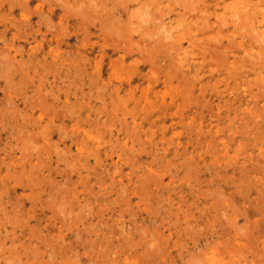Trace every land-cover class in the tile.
I'll return each instance as SVG.
<instances>
[{"label":"rangeland","instance_id":"obj_1","mask_svg":"<svg viewBox=\"0 0 264 264\" xmlns=\"http://www.w3.org/2000/svg\"><path fill=\"white\" fill-rule=\"evenodd\" d=\"M3 1L0 37L6 41L0 39V264H210L208 257L213 253L227 261L234 258V264H264V259L259 263L264 258V20L259 8H252L258 0H192L198 3L190 2L194 10H189V0L188 4L186 0H136L132 6L125 1L129 6L124 7L123 17L117 11L119 6L114 5L117 19L106 12L104 3L112 7L111 1L35 0L29 11L32 22L22 26V36L15 43L12 39L16 26L21 24V9L12 12L9 0ZM216 7L220 16L214 13ZM238 10L243 12L241 19ZM201 16H207L209 24L204 21L209 29L205 30L202 19L199 27L190 25L193 18ZM149 17L153 18L150 22ZM113 25L133 36L132 56L113 50L120 39L113 33ZM179 34H184L182 39H177ZM148 44L155 50L159 45L162 50L175 49L170 53L166 48H159L161 53L149 52ZM102 47L110 51L105 57L100 55ZM8 49L14 54L18 51V69L14 72L11 68V74L5 72L4 61L11 57ZM153 52L154 58L146 61L144 56ZM154 59L156 62L151 63ZM171 63L173 68L169 67ZM33 68L40 71L39 76ZM5 73L11 76L5 77ZM7 80L10 84L4 83ZM9 96L11 100L7 101ZM35 129L42 130L39 133ZM246 178L251 179L250 184ZM36 180L40 181L37 186ZM247 186L251 190L247 191ZM8 216L13 219L7 220ZM187 223L193 226L186 227ZM248 234L250 237H246ZM219 251L225 254L220 256Z\"/></svg>","mask_w":264,"mask_h":264},{"label":"bare ground","instance_id":"obj_2","mask_svg":"<svg viewBox=\"0 0 264 264\" xmlns=\"http://www.w3.org/2000/svg\"><path fill=\"white\" fill-rule=\"evenodd\" d=\"M2 1H3V0H2ZM34 1H35V0H9V8H10V11L14 12V11L17 10V9H21V12H20V13H21V17H22V18H21V21L19 20V21L21 22V24H19V25L16 26V27H17V28H16L17 31L14 32V35H13V39H12V40H13V43H15V42L17 41V39H19V38L22 36V34L20 35V33H21L20 31H22V26H23V25L26 26L25 23H27V22H32V15H31L32 13L29 12V11L32 9L31 4H32V2H34ZM63 1H64V0H61V1L58 2V3H63ZM99 1L101 2V0H99ZM103 1H104V2H105V1H106V2H107V1H111L112 3H114V4L112 5V7H111V6L108 7V6H109V5H108V2H107V3H104V4H107V6H106V12L108 13V15L110 16V14H113V15H112V18H116V17H115V13H116L117 11H118L119 13H121V15H122L123 13L126 12V10H124V9H125L124 7H128V6H129V2H131V6H132L133 3H134L136 0H102V3H103ZM125 1H129V2H125ZM142 1H143V0H142ZM194 1H195V0H193V2H194ZM196 1H197V0H196ZM229 1H230V0H229ZM236 1H237V0H236ZM250 1H251V0H250ZM92 2H93V0H92ZM111 2H110V3H111ZM173 2H174V0H173ZM180 2H181V1H180ZM190 2H192V0H191V1L189 0V1H188V3L192 5L193 2H192V3H190ZM197 2H198V1H197ZM202 2H204V0H202ZM64 3H65V1H64ZM89 3H90V2H89ZM94 3H96V2H94ZM98 3H99V2H98ZM98 3H97V4H98ZM110 3H109V4H110ZM188 3H187V0H186V4H188ZM204 3H205V2H204ZM238 3H239V1H238ZM240 3H241V2H240ZM253 3H254V2H253ZM0 4H1V3H0ZM4 4L6 5L5 1L2 2V5H4ZM86 4H87V3H86ZM145 4H146V3H145ZM193 4H194V5H196V4L198 5V3H193ZM199 4H200V3H199ZM207 4H208V3H207ZM207 4H206V5H207ZM217 4H218V2H217ZM81 5H82V4H81ZM114 5H116V7H117V5H118L119 8H120V7H123V8H122L123 10H122L121 8H120V9L118 8L117 11H116L115 8H114V7H115ZM178 5H179V4H178ZM191 5L188 6V7L190 8L189 10H194V9L191 8V7L194 8V6H193V5L191 6ZM232 5H233V3H232ZM234 5H235V4H234ZM252 5H253V4L250 5V2H249V6L251 7ZM48 6H49V5H48ZM61 6H62V5H61ZM63 6H64V4H63ZM65 6H66V4H65ZM65 6H64V8H65ZM70 6H71V5H69V7H70ZM83 6H84V5H83ZM83 6H82V7H83ZM98 6H100V5H98ZM102 6H103V5H102ZM151 6H152V5H151ZM224 6H225V5H224ZM263 6H264V0H258V1L256 2V5L253 6L252 8H254V10H255V8H259V12L263 13V20H264V8H263ZM69 7H68V8H69ZM71 7H72V6H71ZM71 7H70V8H71ZM82 7H79V8L82 9ZM144 7H145V6H144ZM159 7H160V6H159ZM196 7H197V6H196ZM201 7H202V6H201ZM229 7H230V6H229ZM247 7H248V6H246V8H247ZM0 8H2V7H0ZM162 8H163V7H162ZM224 8H225V7H224ZM252 8H251V10H252ZM38 9H39V8H38ZM73 9H75V7H73ZM81 9H80V10H81ZM88 9H89V8H88ZM147 9H148V8H147ZM158 9L160 10V8H158ZM170 9H171V8H170ZM196 9H197V8H195V11H196ZM232 9H233V8H232ZM50 10H51L50 12H53V11H54V8H51ZM64 10H65V9H64ZM64 10H63V11H64ZM67 10H69V9H67ZM70 10H72V9H70ZM77 10H78V9L76 8V11H77ZM135 10H136V9H135ZM142 10H143V9H142ZM148 10H150V9H148ZM159 10H158V11H159ZM202 10H203V9H202ZM234 10H235V9H234ZM236 10H237V9H236ZM240 10H241V9H240ZM248 10H249V8H248L247 10H245V11L247 12ZM40 11H41V9H40ZM63 11H62V12H63ZM103 11L105 12V10H103ZM103 11H102V12H103ZM123 11H125V12H123ZM156 11H157V10H156ZM156 11H155V12H156ZM161 11H162V10H161ZM182 11H183V10H182ZM200 11H201V10H200ZM206 11H207V10H206ZM217 11H218V7H216V8L214 9V13H217L216 15L220 16L219 12H217ZM243 11H244V8H243ZM33 12H37V13H38L37 9H36V10L34 9ZM79 12H80V11H79ZM112 12H113V13H112ZM151 12H152V11H150V13H151ZM155 12H154V13H155ZM180 12H181V11H180ZM180 12H179V13H180ZM190 12H191V11H190ZM201 12H202V11H201ZM204 12H205V10H204ZM204 12H203V14L206 15L207 13H204ZM207 12H210V11H207ZM238 12H239V10H238ZM241 12H242V11H241ZM37 13H36V14H37ZM42 13H44V12H42ZM67 13H68V12H67ZM69 13H70V12H69ZM81 13H82V12H81ZM83 13H84V12H83ZM99 13H100V12H99ZM136 13H137V12H136ZM145 13H147V12H145ZM193 13H194V12H193ZM193 13H192V14H193ZM212 13H213V12H212ZM242 13H243V12H242ZM242 13L239 12V17H240V19L244 17V15H243V16L241 15ZM252 13H253V11H252ZM252 13H251V16L254 15V14H252ZM71 14H72V13H71ZM76 14H77V13H76ZM86 14H87V13H86ZM88 14H89V13H88ZM94 14H95V13H94ZM94 14H93V15H94ZM101 14H102V13H101ZM133 14H134V13H133ZM141 14H142V13H141ZM141 14H140V15H141ZM156 14H158V12H156ZM164 14H165V13H164ZM189 14H190V13H189ZM199 14H201V13H199ZM234 14H235V13H234ZM74 15H75V14H74ZM74 15H73V16H74ZM106 15H107V14H106ZM117 15H118V14H117ZM134 15H135V14H134ZM138 15H139V14H138ZM146 15H147V14H146ZM223 15H224V14H223ZM223 15H222V16H223ZM240 15H241L242 17H241ZM3 16H4V15H3ZM40 16H41V15H40ZM45 16H47V15H45ZM48 16H49V15H48ZM118 16H119V15H118ZM118 16H117V17H118ZM123 16H124V15H122V16H120V17H123ZM127 16H128V15H127ZM149 16H150V15H149ZM152 16H154V15L152 14ZM160 16H162V15H160ZM163 16H164V15H163ZM187 16H189V15H187ZM210 16H212V15H211V12H210ZM224 16H229V15H224ZM247 16H248V14H247ZM249 16H250V15H249ZM251 16H250V17H251ZM38 17H39V16H38ZM62 17H63V16H62ZM76 17H77V16H76ZM90 17H91V15H90ZM92 17H93V16H92ZM128 17H129V16H128ZM150 17H151V16H150ZM150 17H149V19H148L149 22H150V20L153 19V18L150 19ZM184 17H185V16H184ZM239 17H238V20H236V21H238V22H239V20H240ZM10 18H11V17H10ZM10 18H9V19H10ZM39 18H40V17H39ZM45 18H46V17H45ZM45 18H44V19H45ZM47 18L49 19V17H47ZM97 18H98V17H97ZM105 18H106V17H105ZM110 18H111V17H110ZM118 18H119V17H118ZM126 18H127V17H126ZM134 18H137V17H134ZM146 18H147V17H146ZM208 18H209V16H208ZM220 18H221V17H220ZM220 18H219V20H220ZM226 18H227V17H226ZM234 18H235V16H234ZM254 18H255V17H254ZM41 19H42V18H41ZM82 19H83V18H82ZM84 19H85V18H84ZM94 19H95V18H94ZM116 19H117V18H116ZM139 19H140V18H139ZM200 19H202V23H204V26H206V27H205V30H206L207 25H205V23H206L205 21L207 20V22H208L207 16H206V17L201 16L200 18H193V21H194V22H191L190 25H191V26L199 27V20H200ZM204 19H206V20L204 21ZM235 19H237V18H235ZM250 19L253 20V18H250ZM1 20H2V19H1ZM15 20H16V19H15ZM15 20H14V21H15ZM45 20H47V19H45ZM50 20H51V19H50ZM50 20H48V21H50ZM92 20H93V19H92ZM95 20H96V19H95ZM109 20H111V19H109ZM123 20H124V18H123ZM123 20H122V21H123ZM128 20H130V19H128ZM128 20H126V21H128ZM140 20H141V19H140ZM154 20H155V19H154ZM157 20H158L159 22L162 21V19L159 20V18H157ZM157 20H155V21L157 22ZM171 20H172V19H171ZM173 20H174V19H173ZM219 20H218V21H219ZM221 20H222V18H221ZM226 20H228V19H226ZM252 20H251V21H252ZM16 21H18V20H16ZM90 21H91V20H90ZM115 21H117V20H115ZM124 21H125V20H124ZM144 21H145V20H144ZM148 21H147V22H148ZM155 21H154V22H155ZM177 21H178V20H177ZM185 21H186V20H185ZM228 21H229V20H228ZM242 21L244 22V21H246V20L243 19ZM248 21H249V20H248ZM20 22H18V23H20ZM44 22H45V21H44ZM51 22H52V21H50V23H51ZM92 22H93V21H92ZM110 22L112 23V20H111ZM110 22H109V23H110ZM118 22H120V21H118ZM129 22H130V21H129ZM136 22H137V21H136ZM183 22H184V21H183ZM222 22L225 23L224 20H223ZM246 22H247V21H246ZM253 22H254V20H253ZM13 23H14V22H13ZM15 23L17 24V22H15ZM40 23H41V22H40ZM64 23H65V22H64ZM83 23H84V22H83ZM94 23H95V22H94ZM113 23H114V22H113ZM113 23H112V24H113ZM134 23H135V22H134ZM193 23H194V24H193ZM244 23H245V22H244ZM42 24H43V23H42ZM61 24H62V23H61ZM92 24H93V23H92ZM103 24H104V22H103ZM114 24H115V23H114ZM119 24H122V22H120ZM124 24H126V23H124ZM124 24H122V25H124ZM140 24H141V23H139V25H140ZM156 24H157V23H156ZM179 24H180V23H179ZM186 24H187V23H186ZM206 24H209V22L206 23ZM226 24H229V23L227 22ZM242 24H243V23H242ZM242 24H241V25H242ZM247 24H248V23H247ZM247 24H245V25H247ZM249 24L251 25V22H250ZM29 25H30V24H29ZM79 25H80V24H79ZM108 25H109V24H108ZM122 25H121V26H122ZM133 25H134V24H133ZM135 25H137V24H135ZM146 25H148V23H146ZM161 25H164V23L161 24ZM161 25H158V26H161ZM212 25H214V23H212ZM212 25H211V27H212ZM218 25H219V24H218ZM237 25H238V24H237ZM241 25H238V26L240 27ZM243 25H244V24H243ZM261 25H262V24H261ZM30 26H31V25H30ZM33 26H34V25H33ZM33 26H31V27H33ZM52 26H53V25H52ZM104 26H105V24H104ZM113 26H114L113 29H112V30H114L113 33H114V34H117V37L120 38V39L118 40V43H117L116 45H114V46L112 45V46H113V50H114L115 52H117V53L122 52V53H123V56H126V55H127V56H132V55H133V54H132L133 50H132V48H131V45H132V43H131V38H132L133 36H130V34L127 33L128 31L125 30V29H124L125 32H126V31H127V32H126V33H125V32H122L121 29H123V28H121V27H120V29H119V30H121V31H118V25H117V26L113 25ZM130 26H132V25L130 24ZM155 26H156V25H155ZM164 26H166V25H164ZM188 26H189V24H188ZM229 26H230V25H229ZM247 26H248V25H247ZM47 27H48V26H47ZM78 27H79V26H78ZM87 27H88V26H87ZM106 27H107V29H110V27H109V28H108V26H106ZM124 27H125V26H124ZM138 27H139V26H138ZM153 27H154V26H153ZM153 27H152V28H153ZM161 27H162V26H161ZM175 27H176V26H175ZM177 27H178V26H177ZM177 27H176V29H177ZM220 27H221V25H220ZM250 27H251V26H250ZM254 27H255V26H254ZM38 28H39V27H38ZM38 28H37V29H38ZM50 28H51V27H50ZM60 28H61V27H60ZM103 28H104V27H103ZM111 28H112V26H111ZM134 28H136V27L134 26ZM134 28H133V29H134ZM154 28H155V27H154ZM179 28H180V29L183 28V27H182V24H181V27H180V25H179ZM212 28H213V27H212ZM245 28H246V27H244V29H245ZM26 29H28V28H26ZM47 29H48V28H47ZM66 29H67V28H66ZM136 29H138V28H136ZM136 29H135V30H136ZM140 29H141V28H140ZM149 29H150V28H149ZM162 29L165 30L164 27H163ZM162 29H161V31H162ZM207 29H209V28H207ZM246 29H249V30H250L249 26H248ZM259 29H260V28H259ZM34 30H35V29H34ZM62 30H63V29H62ZM68 30H69V29H68ZM75 30H76V29H75ZM100 30H101V29H100ZM115 30H116V31H115ZM124 30H123V31H124ZM167 30H168V29H167ZM182 30L184 31V29H182ZM186 30H190V29H189V28H188V29L186 28ZM200 30H201V28H200ZM202 30H203V28H202ZM220 30H221V29H220ZM220 30H219V31H220ZM251 30H252V29H251ZM257 30H258V29H257ZM6 31H7V30H6ZM51 31H52V30H51ZM56 31H57V30H56ZM63 31H64V30H63ZM63 31H62V32H63ZM106 31H107V30H106ZM132 31H133V30H132ZM137 31H138V30H137ZM161 31L157 30L158 33L161 32ZM170 31H171V30H170ZM217 31H218V30H217ZM237 31H238V30H237ZM240 31H241V30H239V32H240ZM11 32H12V31H11ZM30 32H31V30H30ZM33 32H34V31H33ZM72 32H73V31H72ZM72 32H71V33H72ZM81 32H82V31H81ZM133 32H134V31H133ZM154 32H156V31H154ZM157 32H156V33H157ZM163 32H164V31H163ZM163 32H162V35L164 36ZM185 32H186V31H185ZM188 32H189V31H188ZM202 32H203V31H202ZM241 32H242V31H241ZM35 33H37V32L35 31ZM66 33H67V31H66ZM110 33H111V29H110ZM110 33H109V34H110ZM165 33H167V32L165 31ZM183 33H184V32H183ZM189 33H190V32H189ZM216 33H217V32H216ZM223 33H224V32H223ZM242 33H243V32H242ZM263 33H264V32H263ZM27 34H28V33H27ZM64 34H65V32H64ZM64 34H62V35H64ZM93 34H94V33H93ZM140 34H141V33H140ZM160 34H161V33H160ZM168 34L170 35L171 33L168 32ZM177 34H178V33H177ZM214 34H215V33H213V35H214ZM220 34H221V33H220ZM255 34L257 35V32H256ZM41 35H42V34H41ZM162 35H161V36H162ZM169 35H167V36H169ZM179 35H181V34H179ZM183 35H184V34H183ZM183 35L178 36L177 39H182V38H183ZM190 35H191V34H190ZM213 35H212V38H211L212 40H213V37H214V36H215V37L218 36V33L216 34L217 36H216V35L213 36ZM222 35H223V34H222ZM244 35H245V34H244ZM248 35H249V34H248ZM253 35H254V34H253ZM256 35H255V36H256ZM64 36H66V35H64ZM97 36H98V35H97ZM129 36H130V37H129ZM157 36H158V34H157ZM161 36H159V40H158L159 42H160V40H161V39H160ZM170 36H171V35H170ZM170 36H169V37H170ZM175 36H176V35H175ZM255 36H253V37H255ZM5 37H6V36H5ZM7 37H8V36H7ZM44 37H45V36H44ZM142 37H143V36H142ZM142 37H141V38H142ZM152 37H153V35H152ZM173 37H174V36H171V38H173ZM204 37H205V36H204ZM208 37H210V35H208ZM225 37H226V36H225ZM1 38H2V37H0V39H1ZM33 38H34V37H33ZM33 38H32V39H33ZM139 38H140V36H139ZM171 38H170V39H171ZM192 38H193V40H194V37L191 36V39H192ZM205 38H207V37H205ZM242 38H243V37H242ZM242 38H241V39H242ZM251 38H252V37H251ZM255 38H256V37H255ZM2 39H4V38H2ZM27 39H28V38H27ZM87 39H88V38H87ZM142 39H143V38H142ZM150 39H151V37H150ZM153 39H154V38H153ZM166 39L168 40L169 38H166ZM166 39H165V37H164V40H166ZM211 39H209V40L207 39L208 42H209V41L211 42ZM217 39H220V36L217 37ZM228 39H229V38H228ZM245 39H246V38H245ZM4 40H5V39H4ZM4 40H3V41H4ZM156 40H157V39H156ZM156 40H154V41H156ZM164 40H163V42H162L163 45H164ZM171 40H172V39H171ZM174 40H175V38H174ZM174 40H173V41H174ZM197 40H198V39H197ZM220 40H221V39H220ZM224 40H225V39H224ZM230 40H232V39L230 38ZM230 40H228V41H230ZM257 40L259 41V38H258ZM263 40H264V39H263ZM5 41H6V40H5ZM8 41H9V43H10V40H8ZM8 41H7V42H8ZM14 41H15V42H14ZM27 41H28V40H27ZM104 41H105V40H104ZM154 41H153V43H154ZM232 41H233V40H232ZM245 41H246V40H245ZM260 41H261V40H260ZM107 42H108V41H107ZM171 42H172V41H171ZM198 42H199V41H198ZM198 42H197V43H198ZM212 42H213V41H212ZM220 42H221V41H220ZM233 42H235V37H234V41H233ZM233 42H232V43H233ZM248 42H249V40H248ZM252 42H253V41H252ZM13 43H12V44H13ZM91 43H92V42H91ZM108 43H109V42H108ZM165 43H166V41H165ZM168 43H169V42H168ZM168 43H166V45H167ZM179 43H180V42H179ZM193 43H195V42H193ZM199 43H201V42H199ZM235 43H236V42H235ZM18 44H20V43H18ZM81 44H82V43H81ZM88 44H89V43H88ZM150 44H151V43H150ZM156 44H157V43H156ZM158 44H159V43H158ZM170 44H171V43H170ZM236 44H237V43H236ZM257 44H259V43H257ZM56 45H57V43H56ZM108 45L110 46V43H109ZM166 45H165V46H166ZM174 45H175V41H174ZM193 45H194V44H193ZM203 45H205V44H203ZM52 46H53V44H52ZM59 46L61 47V44H60ZM148 46H149V47H147V51H149V52H150V51H154V52H155V51L160 50V49L162 50V47H160V45H159V48H160V49L157 48L156 50L154 49L153 46H151V45H149V44H148ZM156 46H157V45H156ZM165 46H163V47H165ZM172 46H173V45H172ZM172 46H170V47H172ZM205 46H208V45H205ZM205 46H204V47H205ZM218 46H219V45H218ZM233 46H235V45H233ZM236 46H237V45H236ZM240 46H244V45H240ZM240 46H238V47H240ZM18 47H19V45H18ZM54 47H55V46H54ZM99 47H100V46H99ZM170 47H169V48H170ZM210 47L212 48V46H210ZM213 47H215V46L213 45ZM19 48H20V47H19ZM21 48H22V47H21ZM33 48H34V47H33ZM37 48H38V47H37ZM165 48H166V47H165ZM165 48H163V50H165ZM219 48H220V47H219ZM219 48H218V49H219ZM251 48H252V47H251ZM69 49H70V48H69ZM166 49L168 50V48H166ZM171 49L174 50L175 48H174V49L171 48ZM197 49H198V48H197ZM199 49H201V48H199ZM205 49H206V48H205ZM207 49H208V48H207ZM214 49L216 50V47H215ZM214 49H212V50H214ZM229 49H231V48H229ZM233 49H234V47H233ZM240 49H241V48H240ZM247 49H249V48H247ZM8 50H9L8 55L10 54L11 57H10V56H7V57H9V58L7 59V62L4 61V63H6L5 66H7V67H6L7 69H5V70H6L5 72H7V70H8V73L11 74V68L14 70V72H16L15 69H18V68L15 67L16 63L18 62V61H17V54H18V51H17V54H14V51H13L12 49H8ZM161 50H160V53H161ZM163 50H162V51H163ZM172 50H171V51H172ZM177 50H179V49L177 48ZM226 50H227V49H226ZM251 50H253V49H251ZM261 50H262V49H261ZM6 51H7V49H6ZM21 51H23V50H21ZM66 51H67V50H66ZM171 51L168 50L169 53H170ZM198 51H199V50H198ZM202 51H203V50H202ZM239 51H240V50H239ZM3 52H4V51H3ZM60 52H61V51H60ZM62 52H63V51H62ZM109 52H110V51H109V48H108V47H102V49L100 50V55H101L102 57H105L106 54H108ZM141 52H143V50H142ZM154 52L151 53V54H149V55L146 54V56H144L145 59H146V61H148V60L154 58ZM176 52H177V51H176ZM178 52H179V51H178ZM203 52H205V51H203ZM213 52H214V51H213ZM217 52H220V50L217 51ZM223 52H224V51H223ZM226 52H227V51H226ZM245 52H246V51H245ZM256 52H257V51H255V53H256ZM260 52H261V51H260ZM6 53H7V52H6ZM51 53H52V52H51ZM68 53H69V51H68ZM72 53H73V52H72ZM156 53H157V52H156ZM156 53H155V54H156ZM206 53H207V52H205L204 55H206ZM215 53H216V52H215ZM221 53H222V52H221ZM34 54H35V53H33V55H34ZM74 54H75V53H74ZM163 54H164V52H163ZM165 54L167 55V51H166ZM165 54H164V55H165ZM216 54H217V53H216ZM226 54H227V53H226ZM253 54H254V50H253ZM257 54H259V53H257ZM261 54H263V53L261 52ZM57 55H58V54H57ZM59 55H60V53H59ZM219 55H220V54H219ZM235 55H236V54H235ZM0 56H1V55H0ZM3 56L6 57V54L3 55ZM28 56H29V54H28ZM35 56H36V55H35ZM75 56H76V54L74 55V57H75ZM151 56H152V57H151ZM217 56H218V55H217ZM217 56H216V58H217ZM230 56H231V55H230ZM257 56H258V55H257ZM7 57H6V58H7ZM56 57H58V56H56ZM71 57L73 58V56H71ZM83 57H84V56H83ZM166 57H168V56H166ZM170 57H171V56H170ZM170 57H169V58H170ZM203 57H204V56H203ZM208 57H209V56H208ZM227 57H228V56H227ZM258 57H259V56H258ZM260 57H261V56H260ZM72 58H71V59H72ZM209 58H210V57H209ZM228 58H229V57H228ZM2 59L6 60V59L3 58V57H2ZM2 59H1V60H2ZM30 59H32V57H30ZM103 59H104V58H103ZM143 59H144V58H143ZM211 59H213V58L211 57ZM19 60H20V59H19ZM24 60H25V59H24ZM33 60H34V57H33ZM72 60H73V59H72ZM172 60H173V59H171V61H172ZM204 60H205V59H204ZM207 60H208V58H207ZM215 60H216V59H215ZM2 61H3V60H2ZM2 61H1L0 63H3ZM21 61H23V60H21ZM21 61H20V62H21ZM54 61H55V60H54ZM70 61H71V60H70ZM73 61H74V60H73ZM210 61H211V60H210ZM220 61H221V60H220ZM25 62H26V61H25ZM37 62H38V61H37ZM51 62H52V61H51ZM51 62H50V63H51ZM61 62H63V61L61 60ZM155 62H156V60L154 59L153 62H151V63H155ZM21 63H23V62H21ZM34 63H35V62H34ZM56 63H57V62H56ZM68 63H69V62H68ZM168 63H169V62H168ZM221 63H223V61H222ZM19 64H20V63H19ZM27 64H28V63H27ZM27 64H26V65H27ZM35 64H36V63H35ZM35 64H34V65H35ZM58 64H59V63H58ZM17 65H18V64H17ZM17 65H16V66H17ZM138 65H139V64H138ZM172 65H174V64L171 63V66H169V67L173 68ZM222 65H223V64H222ZM9 66H10V67H9ZM20 66H21V65H20ZM27 66H28V65H27ZM58 66H59V65H58ZM62 66H63V64H62ZM233 66H234V65H233ZM237 66H238V65H236L235 67H237ZM29 67H30V66H29ZM29 67H28V68H29ZM31 67H32V66H31ZM33 67H34V66H33ZM42 67H43V66H42ZM48 67H49V66H48ZM67 67H69V65H68ZM79 67H81V66L79 65ZM174 67H175V66H174ZM180 67H181V66H180ZM1 68H3V65H2V64H1ZM23 68H24V67H23ZM57 68H58V67H57ZM77 68H78V67H77ZM87 68H88V67H87ZM176 68H177V67H176ZM220 68H222V67H220ZM25 69H26V68H25ZM35 69H36V68H35ZM35 69L33 68V70H35ZM45 69H47V67H46ZM68 69H69V68H68ZM74 69H75V67H74ZM81 69H82V67H81ZM156 69H158V68H156ZM159 69H160V68H159ZM1 70H2V69H1ZM54 70H55V69H54ZM76 70H78V69H76ZM83 70H84V69H83ZM109 70H110V69H109ZM175 70H176L175 72L177 73V70H178V69H175ZM27 71H30V68H29V70H27ZM47 71H48V70H47ZM47 71H46V72H47ZM173 71H174V70H173ZM0 72H1V71H0ZM3 72H4V71H3ZM36 72H38L37 69H36ZM36 72H35L34 74H36ZM66 72H67V71H66ZM184 72H185V71H184ZM196 72H197V71H196ZM198 72H199V71H198ZM198 72H197V73H198ZM8 73H7V74L5 73L4 76H5V77H8L7 75H10V74H8ZM39 73H40V71L38 72V76H39ZM60 73H61V72H60ZM64 73H65V72H64ZM69 73H70V72H69ZM74 73H75V72H74ZM109 73H110V72H109ZM3 74H4V73H3ZM12 74H13V73H12ZM15 74H16V73H15ZM26 74H27V73H26ZM28 74H29V73H28ZM30 74H31V73H30ZM45 74H47V73H45ZM91 74H92V73H91ZM182 74H183V73H182ZM224 74H225V73H224ZM231 74H232V73H231ZM231 74H230V75H231ZM23 75H24V74H23ZM49 75H50V74H49ZM49 75H48V76H49ZM72 75H73V74H72ZM77 75H78V74H77ZM165 75H166V74H165ZM173 75H174V74H173ZM188 75H189V74H188ZM227 75H228V74H227ZM235 75H236V74H235ZM10 76H11V75H10ZM10 76H9V78H10ZM13 76H14V75H13ZM24 76H25V75H24ZM183 76H184V74H183ZM189 76H190V75H189ZM191 76H192V75H191ZM34 77L37 78V76H34ZM45 77H46V76H45ZM88 77H89V76H88ZM176 77H177V76H176ZM226 77H227V76H226ZM233 77H234V75H233ZM9 78H7V79H9ZM39 78H40V77H39ZM47 78H48V77H46V79H47ZM198 78H199V77H198ZM217 78H218V77H217ZM220 78H221V77H220ZM258 78H259V77H258ZM258 78H257V79H258ZM33 79H34V78H33ZM60 79H61V78H60ZM180 79H181V78H180ZM183 79H184V77H183ZM10 80H11V79H9V81H10ZM37 80H39V79H37ZM93 80H94V79H92V81H93ZM192 80H193V78H192ZM221 80H222V79H221ZM12 81H13V82H12ZM14 81H15V80H11L12 83H14ZM29 81H30V79H29ZM69 81H70V80H69ZM183 81H184V80H183ZM183 81H181V82L184 83L186 80H185L184 82H183ZM193 81H194V80H193ZM219 81H220V80H219ZM7 82H8V80H7L6 82H4V83L6 84ZM24 82H25V81H24ZM72 82H73V81H71V83H72ZM17 83H18V82H17ZM19 83H20V81H19ZM19 83H18L17 85H20ZM88 83H89V82H88ZM193 83H194V82H193ZM8 84H10V82H8ZM67 84H68V83H67ZM77 84H78V83H77ZM235 84H236V83H235ZM26 85H27V84H26ZM30 85H31V84H30ZM37 85H39V83H38ZM179 85H181V83H180ZM190 85H191V84H190ZM42 86H43V84H42ZM7 87H8V89H9V86H8V85H7ZM201 87H202V86H201ZM236 87H237V86H236ZM15 88H16V87H15ZM22 88H23V87H22ZM26 88H28V87H26ZM31 88H32V87H31ZM36 88H37V87H36ZM39 88H40V85H39ZM39 88H37V90H38ZM41 88H42V87H41ZM184 88H185V87H184ZM0 89H1V88H0ZM6 89H7V88H6ZM8 89H7V90H8ZM20 89H21V86H20ZM186 89H187V88H186ZM2 90H3V89H2ZM34 90L36 91V89H34ZM41 90H42V89H41ZM47 90H48V88H47ZM102 90H103V88H102ZM22 91H23V90H22ZM44 91H45V89H44ZM44 91H43V92H44ZM49 91H51V90H49ZM187 91H188V90H187ZM20 92H21V91H20ZM33 92H34V91H33ZM39 92L42 93L41 91H39ZM184 92H185V91H184ZM36 93H38V91H36ZM173 93H174V92H173ZM185 93H186V92H185ZM21 94H22V93H21ZM23 94H24V93H23ZM52 94H53V92H52ZM109 94H110V93H109ZM196 94H197V93H196ZM196 94H195V95H196ZM42 95H45V94H42ZM42 95H40V96H42ZM54 95H55V93H54ZM110 95H111V94H110ZM175 95H176V94H175ZM193 95H194V94H193ZM197 95H198V94H197ZM24 96H25V95H24ZM33 96H34V94H33ZM185 96H186V94H185ZM188 96H189V94H188ZM31 97H32V95H31ZM8 98H10V99L7 100V101H10V100H11V97L9 96ZM32 98H33V97H32ZM35 98H36V96L34 97V99H35ZM39 98H40V97H39ZM176 98H177V97H176ZM186 98H187V97H186ZM2 99H3V98H2ZM2 99H1L0 101H2ZM34 99H32V100L35 101ZM44 99H46V98H44ZM44 99H42V100H44ZM143 99H144V98H143ZM178 99H179V98H178ZM5 100H6V98H5ZM42 100H41V101H42ZM187 100H190V99L187 98ZM24 101H25V99H24ZM26 101H27V99H26ZM36 101H37V100H36ZM47 101H48V100H47ZM4 102H5V101H4ZM45 102H46V101H45ZM50 102H51V101H50ZM192 102H193V100H192ZM27 103H28V102H27ZM143 103H144V102H143ZM155 103H156V102H155ZM173 103H175V102H173ZM3 104H4V103H3ZM10 104H11V103H10ZM106 104H107V103H106ZM159 104H160V103H159ZM182 104H183V103H182ZM47 105H48V104H47ZM49 105H50V104H49ZM53 105L55 106V104H53ZM73 105H74V104H73ZM119 105H120V104H119ZM3 106H4V105H3ZM3 106H2V107H3ZM5 106H6V105H5ZM12 106H13V105H12ZM158 106H159V105H158ZM165 106H166V104H165ZM187 106H188V104H187ZM14 107H15V106H14ZM43 107H44V105H43ZM48 107H49V106H48ZM52 107H53V106H52ZM71 107H72V106H71ZM102 107H103V106H102ZM182 107H183V106H182ZM0 108H1V107H0ZM10 108H12V107H10ZM16 108L18 109L19 107H15V109H16ZM55 108H56V107H55ZM68 108H69V107H68ZM72 108H73V107H72ZM8 110H9V109H8ZM20 110H21V108H20ZM56 110H57V109H56ZM71 110H72V109H71ZM99 110H100V109H99ZM1 111H2V110H1ZM12 111H13V110H12ZM14 112H15V110H14ZM16 112H17V111H16ZM47 112H48V111H47ZM47 112H46V113H47ZM52 112H54V111H52ZM58 112H60V111H58ZM62 112H63V111H62ZM62 112H61V113H62ZM72 112H73V111H72ZM43 113H45V112H43ZM63 113H64V112H63ZM27 114H28V113H27ZM31 114H32V113H31ZM54 114H55V113H54ZM99 114H100V113H99ZM28 115H29V114H28ZM46 115H47V114H46ZM51 115H53V114H51ZM12 116H13V115H12ZM113 116H114V115H113ZM182 116H183V115H182ZM182 116H181V117H182ZM25 117H28V116H25ZM98 117H99V116H98ZM32 118H34V117L32 116ZM47 119H48V118H47ZM96 119H97V118H96ZM97 120H98V119H97ZM97 120H96V121H97ZM182 120H184V119H182ZM182 120H181V121H182ZM186 120H187V119H186ZM3 121H4V120H3ZM15 121H16V119H15ZM93 121H94V120H93ZM47 122H48V121H47ZM89 122H91V121H89ZM102 122H103V121H102ZM0 123H1V121H0ZM15 123H16V122H15ZM53 123H54V122H53ZM109 123H111V122H109ZM184 123H185V122H184ZM257 124H258V122H257ZM94 125H95V122H94ZM102 125H105V124L102 123ZM258 125H259L258 127H261L260 124H258ZM12 126H13V124H12ZM110 126H111V125H110ZM16 127H17V126H16ZM16 127H15V128H16ZM41 128H42V127H41ZM44 128H45V127H44ZM44 128H42V129H44ZM185 128H186V127H185ZM16 129H17V128H16ZM42 129H41V130H42ZM77 129H78V127H77ZM14 130H15V129H14ZM35 130H36V129H35ZM41 130H40V131H41ZM44 130H45V132H46V129H44ZM40 131H39V130H38V131L36 130V132H39V133H40ZM136 131H137V130H136ZM185 131H186V130H185ZM10 132H11V131H10ZM33 132H34V130H32V134H33ZM98 132H100V131H98ZM14 133H15V132H14ZM49 133H50V132H49ZM134 133H135V132H134ZM259 133H260V132H259ZM41 134H42V133H41ZM75 134H76V133H75ZM33 135H34V134H33ZM98 135H101V134H98ZM34 136H36V133H35ZM34 136H33V137H34ZM43 136H44V135H43ZM102 136H103V135H102ZM134 136H135V134H134ZM23 137H25V136H23ZM31 137H32V136H31ZM44 137H45V136H44ZM139 137H140V135H139ZM172 137H173V136H172ZM21 138H22V137H21ZM26 138H27V136H26ZM26 138H25V139H26ZM45 138H46V137H45ZM33 139H34V138H33ZM101 139H104V138L102 137ZM138 139H139V138H138ZM143 139L145 140L144 137H143ZM38 140H39V139H38ZM36 141H37V140H36ZM84 141H85V139H84ZM138 141H139V140H138ZM37 142H38V141H37ZM39 142H40V141H39ZM41 142H42V141H41ZM32 143H34V142H32ZM32 143H31V144H32ZM44 143H45V142H44ZM44 143H43V145H44ZM132 143H133V141H132ZM36 144H38V143H36ZM46 144H47V143H46ZM48 144H49V143H48ZM50 145H52V143H51ZM83 145H84V144H83ZM100 145H101V144H100ZM36 146H37V145H36ZM36 146H34L33 148H35ZM40 146H41V144H40ZM40 146H39V147H40ZM44 146H45V145H44ZM143 146H144V145H143ZM37 147H38V146H37ZM47 147H49V146L47 145ZM47 147H46V148H47ZM140 147H141V146H140ZM44 148H45V147H44ZM96 148H97V147H96ZM36 149H37V148H36ZM40 149H41V148H40ZM31 150H32V149H31ZM46 150H47V149H46ZM48 150H49V149H48ZM132 151H133V150H132ZM134 151H136V150H134ZM33 152H34V151H33ZM38 153H39V152H38ZM50 153H51V152H50ZM50 153H49V154H50ZM31 154H32V153H31ZM87 155H88V154H87ZM43 161H44V160H43ZM205 161H206V160H205ZM41 165H42V164H41ZM35 167H36V166H35ZM32 168H33V167H32ZM33 169H35V168H33ZM193 169L196 170L197 168H193ZM9 170H10V169H9ZM35 170H36V169H35ZM39 170H40V169H39ZM39 170H38V171H39ZM186 170H187V169H186ZM145 171H146V170H145ZM152 171H154V170L151 169V173H153ZM8 172H9V171H8ZM40 172H41V171H40ZM146 172H148V170H147ZM149 172H150V169H149ZM155 172H156V171H155ZM155 172H154V173H155ZM186 172H187V171H186ZM11 173H12V171H11ZM11 173H10V174H11ZM20 174H21V173H20ZM190 174H191V173H190ZM28 175H30V174H28ZM35 175H39V173H38V174L36 173ZM42 175H43V174H42ZM153 175H154V174H153ZM162 175H163V174H162ZM145 176H146V175H145ZM159 176H160V175H159ZM247 176L250 177V178L253 177V176H249V175H247ZM31 177L33 178L32 175H31ZM37 177H38V176H37ZM146 177H147V179L149 178L148 176H146ZM13 178H15V177H13ZM21 178H22V180H23V177H21ZM32 178H31V179H32ZM151 178H152V177H151ZM154 178H155V176H154ZM154 178H153V179H154ZM243 178H245V177H243ZM27 179H28V177H27ZM29 179H30V178H29ZM29 179H28V180H29ZM40 179H41V178H40ZM156 179H158V178H156ZM156 179L154 180L155 183H156ZM188 179H189V178H188ZM241 179H242V178H241ZM241 179H240V180H241ZM32 180H33V179H32ZM41 180H42V179H41ZM148 180H150V179H148ZM162 180H163V178H162ZM246 180H247V178H246ZM249 180H251V179H249ZM249 180H247V181L249 182ZM30 181H31V180H30ZM163 181H164V180H163ZM188 181H190V179H189ZM242 181H243V179H242ZM242 181H240V183H242ZM261 181H262V179H261ZM263 181H264V179H263ZM36 182H37V183H36V186H37L38 182H40V181H39V180H38V181L36 180ZM254 182H255V181H254ZM29 183H33V182L31 181V182H29ZM34 183H35V181H34ZM121 183H122V182H121ZM161 183H162V182H161ZM250 183H251V182H249V184H250ZM256 183H257V182H256ZM39 184H40V183H39ZM127 184H128V183H127ZM143 184H144V183H143ZM156 184H157V183H156ZM261 184H263V183H261ZM21 185H22V184H21ZM30 185H31V184H30ZM158 185H159V184H158ZM5 186H6V185H5ZM34 186H35V184H34ZM39 186H40V185H39ZM139 186H141V185H139ZM145 186H146V185H145ZM239 186H240V185H239ZM250 186L252 187V184L249 185V187H250ZM32 187H33V186H32ZM148 187H149V186H148ZM249 187L247 186V187H245V188L247 189V188H249ZM254 187H255V186H254ZM143 188H144V187H143ZM143 188H142V189H143ZM263 188H264V187H263ZM33 189H34V187H33ZM37 189H38V188H37ZM43 189H44V188H42V189L39 188L38 190H41V191H42ZM201 189H202V188H201ZM144 190H146V189H144ZM150 190H151V189H150ZM242 190H243V189H242ZM242 190H241V192H242ZM249 190H251V189H249ZM249 190L247 189V191H249ZM146 191H147V190H146ZM2 192H3V191H2ZM129 192H130V191H129ZM202 192H203V191H202ZM3 193H4V192H3ZM135 193H136V192H135ZM137 193H138V192H137ZM245 193H247V192H245ZM0 194H1V193H0ZM5 194H6V191H5ZM36 194H37V192H36ZM6 195H7V194H6ZM37 195H38V194H37ZM7 196H9V195H7ZM140 196H141V195H140ZM16 198H17V197H16ZM257 198H258V197H257ZM9 199H10V197H8V200H9ZM139 199H140V198H139ZM141 200H142V198H141ZM212 200H213V199H212ZM208 201H209V200H208ZM258 201L260 202L259 199H258ZM9 202L11 203L12 201H9ZM229 202H230V201H229ZM19 203H20V202H19ZM19 203H15V204H13V205H16V204H19ZM64 203H65V202H64ZM235 203H236V202H235ZM11 204H12V203H11ZM212 204H213V203H212ZM20 205H21V204H20ZM209 205H210V204H209ZM233 205H234L233 207L236 206L235 204H233ZM1 206H2V205H1ZM3 206H4V205H3ZM3 206H2V208H5V206H4V207H3ZM18 206H19V205H18ZM20 207H22V206H20ZM236 207H239V206H236ZM17 208H18V207L16 206V209H17ZM6 209H7V208H6ZM6 209H5V210H6ZM16 209H15V210H16ZM19 209H21V208H19ZM3 210H4V209H3ZM5 210H4V211H5ZM203 210H204V209H203ZM257 210H260V208L257 209ZM257 210H256V211H257ZM6 211H7V210H6ZM20 211H21V210H20ZM23 211H24V210H23ZM23 211H22V212H23ZM260 211H261V210H260ZM0 212H1V211H0ZM14 212L17 213V211H14ZM235 212H236V211H235ZM7 213H8V212H7ZM16 213H15V214H16ZM18 213H20L19 210H18ZM3 214L5 215V213H3ZM8 214H9V213H8ZM8 214H6L5 216H7ZM15 214H14V215H15ZM187 214H188V213H187ZM234 214H235V213H234ZM24 215H25V214H24ZM229 215H230V214H229ZM236 215H237V213H236ZM18 216H19V219H18V220H20V217H21L20 214H18ZM25 216H26V215H25ZM246 217H247L246 219H248V216H246ZM6 218H7V217H5V219H6ZM8 218H9V219H8ZM8 218H7V220H9V221H11V220L13 219V218H11V217H9V216H8ZM10 218H11V219H10ZM22 218H23V217H22ZM186 220H187V219H186ZM248 220L250 221V219H248ZM252 220H253V219H252ZM255 220H256V218H255ZM255 220H254V221H255ZM20 221H22V220H20ZM20 221H19V222L17 221V222L20 223ZM12 222H14V221H12ZM194 222H195V221H194ZM194 222H193V223H194ZM256 222H257V221H255V223H256ZM10 223H11V222H9V224H10ZM15 223H16V222H15ZM193 223H192V224H193ZM246 223H247V220H246ZM255 223H254V224H255ZM13 224H14V223H12V225H13ZM235 224H236V223H235ZM238 224H239V223H238ZM249 224H250V223H249ZM19 225H21V224H19ZM187 225H190V224L187 223V224H186V227H187ZM243 225H244V224H243ZM247 225H248V224H247ZM256 225H257V224H256ZM256 225H255V228H256V227L259 228V227L256 226ZM258 225H259V224H258ZM17 226H18V225H17ZM192 226H193V225H190V227H192ZM259 226H260V225H259ZM19 227H20V226H19ZM35 227H36V225H35ZM188 227H189V226H188ZM20 228H22V227H20ZM33 228H34V226H33ZM194 228H195V227H194ZM199 228H201V226H200ZM238 228H241V227L239 226ZM247 228H248V227H247ZM252 228H253V227H252ZM6 229H7V228H6ZM17 229H18V227H17ZM189 229H190V228H189ZM191 229L193 230V228H191ZM222 229L224 230V227H223ZM249 229H251V228L249 227ZM7 230H8V229H7ZM7 230H5V231H7ZM9 230H10V229H9ZM21 230H22V229H21ZM187 230H188V228H187ZM198 230H199V229H198ZM227 230H229V229H227ZM245 230L248 231V229H245ZM251 230H253V229H251ZM251 230H249V231H251ZM193 231H195V229H194ZM224 231H225V230H224ZM240 231H242V232L244 231V230H243V227H242V229H240ZM247 231H245V232H247ZM249 231H248L247 233H249ZM10 232H11V231H10ZM29 232H30V231H29ZM34 232H35V229H34ZM37 232H38V231H37ZM174 232H175V231H174ZM187 232L189 233L190 231H187ZM238 232H239V230H238ZM251 232H252V231H251ZM251 232H250V233H251ZM229 233H230V232H229ZM239 233H241V232H239ZM247 233H245V234H247ZM28 234H29V233H28ZM32 234H33V232H32ZM32 234H30V235H32ZM36 234H37V233H36ZM162 234H163V232H162ZM164 234H166V233H164ZM220 234H221V233H220ZM39 235H40V234H39ZM169 235H170V234H169ZM187 235H188V234H187ZM252 235H254V234H252ZM153 236H154V235H153ZM179 236H180V234H179ZM233 236H234V235H233ZM244 236H245V235H244ZM244 236H242V239L244 238ZM247 236H249V234L246 235V237H247ZM35 237H36V236H35ZM37 237H38V236H37ZM157 237H158V236H157ZM192 237H193V236H192ZM220 237H222V235H221ZM249 237H250V236H249ZM16 238H18V237L16 236ZM164 238H166V237H164ZM181 238H182V237H181ZM11 239H12V238H11ZM36 239H37V238H36ZM155 239L157 240V238H155ZM158 239H159V238H158ZM230 239H231V238H230ZM31 240H32V239H31ZM156 240H155V241H156ZM179 240H180V239H179ZM232 240H233V239H232ZM249 240H251V239H249ZM177 241H178V240H177ZM224 241H226V239H225ZM262 241H263V240H262ZM27 242H28V241H27ZM30 242H31V241H30ZM151 242H152V241H151ZM159 242H160V241H159ZM159 242H158V243H159ZM230 242H231V241H230ZM239 242H240V241H239ZM244 242H246V241L244 240ZM156 243H157V241H156ZM175 243H176V241H175ZM175 243H174V245H175ZM251 243H253V242L251 241ZM251 243L249 242V244H251ZM12 244H13L12 247H16V245H14V244H16V243L12 242ZM23 244H24V243H23ZM147 244H148V243H147ZM152 244H153V243H152ZM152 244L150 243V246H152ZM238 244H239V243H238ZM247 244H248V242H247ZM249 244L247 245L248 248L251 247ZM153 245L155 246V244H153ZM157 245H159V244H157ZM169 245H170V244H169ZM169 245H168V246H169ZM244 245H245V244H244ZM251 245H252V244H251ZM238 246H239V245H238ZM238 246H237V247H238ZM240 246H241V247H240ZM240 246H239V247L241 248V250H243V249H242V244H241ZM245 246H246V245H245ZM12 247H11V248H12ZM24 247H25V249H27L29 246H28V247L24 246ZM164 247H166V246L164 245ZM186 247H187V246H186ZM3 248H4V247H2V249H3ZM29 248H30V247H29ZM151 248H152V247H151ZM156 248L159 249V248H161V247H160V246H158V247L156 246ZM156 248H154V249H156ZM243 248H244V247H243ZM248 248H245V249L248 250ZM252 248H253V246H252L250 249H252ZM14 249H15V248H14ZM37 249H38V248H37ZM163 249H166V248H163ZM223 249H224V248H223ZM227 249H228V248H227ZM237 249H238V251H239V253H240V252H241L240 249H239V248H237ZM237 249H236V251H237ZM257 249H258V248H257ZM257 249H256V250H257ZM11 250H12V249H11ZM190 250H191V249H190ZM220 250H221V249H220ZM228 250H229V249H228ZM230 250H231V249H230ZM232 250H233V249H232ZM3 251H4V250H3ZM54 251H55V250H54ZM165 251H168V250L166 249ZM233 251H234V250H233ZM243 251H244V250H243ZM11 252H12V251H10V254H11ZM35 252H36V251H35ZM215 252H216V251H215ZM219 252H221V254L219 253L220 256H223V254H225V253H224L225 251H224V252L219 251ZM247 252H248V251H247ZM260 252H261V251H260ZM12 253H13V252H12ZM15 253H16V249H15ZM18 253H19V252H18ZM60 253H61V252H59V254H60ZM147 253H151V250H150V252H147ZM161 253H162V252H161ZM244 253H246V252L244 251ZM61 254H62V253H61ZM63 254L65 255V252H64ZM156 254H158V252H156ZM210 254H211V253H210ZM219 254H218V255H219ZM226 254H227V253H226ZM252 254H253V253H252ZM255 254H256V253H255ZM4 255H5V254H4ZM34 255H35V254H34ZM36 255H37V254H36ZM240 255L242 256V253H240ZM253 255H254V254H253ZM256 255H257V254H256ZM256 255H255V257H256ZM258 255H259V250H258ZM27 256H28V255H27ZM68 256H69V255H66V257H68ZM130 256H131V254H130ZM152 256H153V254H152ZM244 256H245V255L243 254V257H244ZM246 256H247V254H246ZM0 257H1V256H0ZM9 257H10V256H9ZM230 257H231V256H230ZM230 257H229V259H232V258H233V257H231V258H230ZM236 257H238V256H236ZM236 257H235V258H236ZM250 257H251V256H250ZM209 258H210V260L212 261L210 264H230L231 261H233L232 263L234 264V262H235V261H234V260H235L234 258H233V260H231V261H227V260L225 259V257L218 258L216 253L211 254V256L208 257V259H209ZM247 258H248V257H247ZM247 258H246V259H247ZM10 259H11V258H10ZM36 259H37V258H36ZM68 259H69V258H68ZM139 259H141V258L139 257ZM149 259H150V258H149ZM188 259H189V258H188ZM208 259H207V261H208ZM244 259H245V258H244ZM255 259H256V258H255ZM257 259H258V258H257ZM263 259H264V258L260 259L259 263H260L261 260H263ZM6 260H7V259H6ZM94 260H95V259H94ZM96 260L98 261L99 259H96ZM100 260H101V259H100ZM210 260H209V261H210ZM66 261H67V260H66ZM187 261H188V260H187ZM187 261H186V262H187ZM190 261H191V260H190ZM205 261H206V260H205ZM205 261H204V263H205ZM207 261H206V262H207ZM7 262H8V260H7ZM35 262H36V261H35ZM48 262H50V261H48ZM238 262H239V261H237L236 263L238 264ZM252 262H254V261L252 260ZM128 263H129V262H128ZM188 263H189V261H188ZM201 263H202V262H201ZM201 263H199V264H201ZM240 263H241V262H240ZM250 263H251V262H250ZM257 263H258V262H257ZM48 264H49V263H48ZM50 264H52V263H50ZM94 264H96V261H95ZM98 264H99V262H98ZM139 264H141V263H139ZM145 264H146V261H145ZM186 264H187V263H186ZM191 264H193V263H191ZM208 264H209V263H208ZM251 264H252V263H251ZM261 264H262V262H261Z\"/></svg>","mask_w":264,"mask_h":264}]
</instances>
